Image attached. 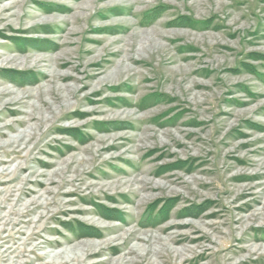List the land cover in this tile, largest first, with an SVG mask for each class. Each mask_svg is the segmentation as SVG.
Segmentation results:
<instances>
[{"label": "rangeland", "instance_id": "1", "mask_svg": "<svg viewBox=\"0 0 264 264\" xmlns=\"http://www.w3.org/2000/svg\"><path fill=\"white\" fill-rule=\"evenodd\" d=\"M0 264H264V0H0Z\"/></svg>", "mask_w": 264, "mask_h": 264}, {"label": "bare ground", "instance_id": "2", "mask_svg": "<svg viewBox=\"0 0 264 264\" xmlns=\"http://www.w3.org/2000/svg\"><path fill=\"white\" fill-rule=\"evenodd\" d=\"M138 240H140V241L142 240V241H144V242L146 241V239H144V238L142 239L141 237H139ZM134 250H135V247H134V246L131 247V251H134ZM125 254L128 255L127 253H125Z\"/></svg>", "mask_w": 264, "mask_h": 264}]
</instances>
